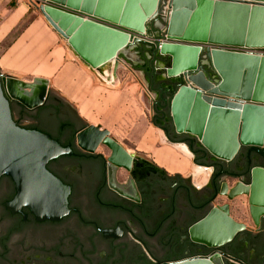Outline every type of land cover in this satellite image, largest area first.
Here are the masks:
<instances>
[{"label":"water","instance_id":"water-1","mask_svg":"<svg viewBox=\"0 0 264 264\" xmlns=\"http://www.w3.org/2000/svg\"><path fill=\"white\" fill-rule=\"evenodd\" d=\"M163 1L38 0L34 6L91 71L101 73L110 61H124V51L146 46L156 72H162L152 77L173 84L155 94L168 109L174 133L196 140L211 161L230 164L247 148L264 159V0H169L165 18ZM50 94L47 79L25 82L0 72V177H10L17 187L8 207L28 208L40 221H58L69 213L70 189L47 165L71 155V150L47 134L17 125L10 104L33 111L44 106ZM166 141L179 145L194 165L213 172L194 162L186 144L167 137ZM77 144L91 153L100 144L107 146L115 168L130 169L136 156L99 127L81 131ZM109 179L113 189L127 196L114 178ZM221 195L230 201L248 198L255 230L236 222L229 205L213 207L188 229L192 244L213 253L157 264H227L229 257L222 248L231 249L247 232L264 233V167H253L247 183L240 181L231 188L224 184ZM234 261L241 262L238 257Z\"/></svg>","mask_w":264,"mask_h":264},{"label":"flooded vegetation","instance_id":"flooded-vegetation-1","mask_svg":"<svg viewBox=\"0 0 264 264\" xmlns=\"http://www.w3.org/2000/svg\"><path fill=\"white\" fill-rule=\"evenodd\" d=\"M140 69L147 91L155 95L154 123L171 142L200 149L196 140L174 133L168 109L155 94L173 84L152 77L154 63L145 61ZM48 104L51 109L41 111ZM44 106L28 111L10 104L17 125L70 148L71 155L47 165L70 189L69 213L58 221H40L28 208L11 210L17 187L10 177H0V264H157L211 255L213 250L190 242L188 229L216 207L224 184L247 183L253 167H264V159L248 148L230 164L211 161L201 149L191 151L195 163L213 168L204 185L196 184L199 189L187 180L190 174L172 175L139 154L130 169L115 168L107 146L100 144L93 153L78 146L77 135L88 126L71 105L50 94ZM109 178L127 196L113 189ZM230 246L220 250L229 257L227 264L263 263L264 233L247 232Z\"/></svg>","mask_w":264,"mask_h":264},{"label":"rangeland","instance_id":"rangeland-1","mask_svg":"<svg viewBox=\"0 0 264 264\" xmlns=\"http://www.w3.org/2000/svg\"><path fill=\"white\" fill-rule=\"evenodd\" d=\"M168 1L164 0L162 5L164 18L166 17ZM24 3H27L32 10H37L34 5H37L38 0H24ZM160 28L164 29V26ZM146 40L153 41L151 37L146 38ZM136 47L137 49L133 51L134 55H127L126 53L122 55L121 58L124 59L127 68L124 66L117 70V72L119 71L118 80L114 85L101 83L96 76L97 72L90 69L85 72L78 69L73 70L71 80L68 73L66 75L60 71L55 78H51V94L63 100V98H69V93L72 91L73 98L78 100L68 104L74 108L87 126H96L103 131H108L109 137L118 142L122 148L150 159L170 174L179 173L182 176H187L190 173V161L176 148L162 142L166 136L153 121L155 95L153 92L147 91L144 76L139 66L145 61L154 64L156 62L146 46L137 45ZM129 50L132 53L131 49ZM161 73L156 72L159 75ZM73 83L79 85L76 87L73 86ZM103 149L102 146L100 150ZM164 154L165 156H163ZM187 180L194 183L192 177L187 178ZM235 185V183L228 184L230 188ZM214 205H229L230 214L236 222L249 223L254 226L246 196H240L232 201L225 196H220Z\"/></svg>","mask_w":264,"mask_h":264},{"label":"crops","instance_id":"crops-1","mask_svg":"<svg viewBox=\"0 0 264 264\" xmlns=\"http://www.w3.org/2000/svg\"><path fill=\"white\" fill-rule=\"evenodd\" d=\"M135 49L136 46L131 48L132 55L135 54L133 53ZM124 66L127 68L126 64ZM75 69L85 72L88 68L72 54L63 39L54 32L39 11L32 10L24 0H0V72L2 74L25 82H30L34 78H44L49 80L51 87V78H55L58 72L62 71L66 75L68 73L71 80L72 71ZM118 73L119 71L116 73V81ZM116 81L113 84L100 82L114 85ZM78 83H73V86L77 87ZM71 92L69 98H63L67 103L78 100L73 98ZM244 224L255 230L252 224ZM262 255L264 256V252Z\"/></svg>","mask_w":264,"mask_h":264},{"label":"bare ground","instance_id":"bare-ground-1","mask_svg":"<svg viewBox=\"0 0 264 264\" xmlns=\"http://www.w3.org/2000/svg\"><path fill=\"white\" fill-rule=\"evenodd\" d=\"M34 4V3H33ZM168 21L171 17L170 15V12H168ZM163 43H169L168 41L164 40ZM124 53H126L127 55L129 54H132L130 52V50L128 49L127 51H124ZM130 57V56H129ZM125 61L121 60V59H116V60H112L110 61L102 70L101 73H96V75L98 76V79L102 82H106V83H114L116 81V73H117V70L120 68V67H123L125 65L124 63ZM96 127V126H95ZM162 142H165L167 143L168 145L174 147L177 149V151L179 153H181L183 156H185L186 158H188V160L190 161V175L192 176L193 178V181L195 184H198V185H204L207 180H208V177L209 175L211 174V170L210 169H206V168H201L199 166H196L193 164V161H192V157L186 152L184 151L179 145H171L169 144L167 141H166V137H164L162 139ZM175 154V153H173ZM165 156V154L163 155ZM171 156V155H170ZM169 157V156H168ZM173 157V156H172ZM172 159V158H171ZM178 168V167H177Z\"/></svg>","mask_w":264,"mask_h":264},{"label":"trees","instance_id":"trees-1","mask_svg":"<svg viewBox=\"0 0 264 264\" xmlns=\"http://www.w3.org/2000/svg\"><path fill=\"white\" fill-rule=\"evenodd\" d=\"M47 107H48V108H47ZM47 109H51V107L49 106V104L46 105V106H44L43 109H42L41 111H46ZM194 142H195V141H194ZM190 151H192L193 153H195L196 151H197V152H201L200 149H195L194 146H192V145L190 146ZM196 163H197L198 165H201L200 162H198V161H196Z\"/></svg>","mask_w":264,"mask_h":264},{"label":"built area","instance_id":"built-area-1","mask_svg":"<svg viewBox=\"0 0 264 264\" xmlns=\"http://www.w3.org/2000/svg\"><path fill=\"white\" fill-rule=\"evenodd\" d=\"M32 1H35V0H32Z\"/></svg>","mask_w":264,"mask_h":264}]
</instances>
